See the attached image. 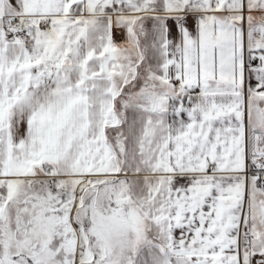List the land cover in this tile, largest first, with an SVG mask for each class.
I'll return each mask as SVG.
<instances>
[{"label":"snow or ice","instance_id":"1","mask_svg":"<svg viewBox=\"0 0 264 264\" xmlns=\"http://www.w3.org/2000/svg\"><path fill=\"white\" fill-rule=\"evenodd\" d=\"M0 264H264V0H0Z\"/></svg>","mask_w":264,"mask_h":264}]
</instances>
